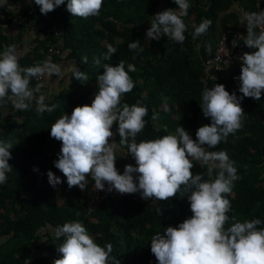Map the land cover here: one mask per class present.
<instances>
[{
    "label": "trees",
    "instance_id": "obj_1",
    "mask_svg": "<svg viewBox=\"0 0 264 264\" xmlns=\"http://www.w3.org/2000/svg\"><path fill=\"white\" fill-rule=\"evenodd\" d=\"M235 1L240 2L241 14L231 11ZM67 2L47 15L40 13L34 0H7L0 7V20L6 24L18 16H31L30 23L18 31L0 26V53L14 45L23 68L50 69L69 63L74 71L77 68L88 76L87 81H77L72 74L66 87L51 94L45 93L39 76L31 78L29 87L34 97L43 95L45 104L55 105L52 112L37 113L36 99L26 101L30 104L27 110L17 109L9 97L0 100V140L11 141L13 146L8 161L13 171L0 185V264H53L62 258L58 249L64 239L56 237V229L76 221L85 226L98 245L111 243V255L120 264H158L150 250L151 238L191 218L187 198L141 204L133 199V194L123 196L113 191L90 211L87 195L94 181L86 176L84 191L68 188L66 177L54 167L61 142L50 136V128L64 113L71 116L75 107L90 106L99 90L96 77L102 74L103 65L115 66L123 61L125 71L128 64L135 65L136 71L129 73L135 87L122 96L121 104L131 106L140 101L148 108L144 118L147 124L137 135V143L175 135L178 126L195 140L196 131L211 124L200 107L205 88L223 84L230 94L242 96L240 82L234 79L240 75L241 64L226 75L214 68L207 72L206 61L214 57L226 30L231 32L233 50L244 45L243 38L236 41L239 46L233 43L237 36L247 35L243 14L264 11V0H189L188 16L183 17L187 26L183 45L166 36L159 40L146 38L152 17L177 8L173 0H104L100 14L87 19L73 17L67 11ZM205 18L212 21L210 28L205 35L193 39L192 25L198 26ZM29 33L34 37L27 39ZM137 40L144 50H129L128 44ZM108 44L117 51L105 59ZM245 48L247 53L256 51ZM84 57L87 63L82 62ZM37 88L39 91H35ZM241 107L246 115L241 129L235 136L230 134L227 142L208 149L226 151L242 177L234 182L227 197L231 219L226 228L246 220L264 221V93L259 101L244 98ZM110 130L119 143L118 124L114 122ZM126 155V147L116 151L115 167L120 174L125 165L136 166L135 160ZM193 164L194 175L206 173L199 161L194 160ZM48 171L64 182L53 188L48 183ZM217 172H213L212 179ZM205 179L209 177L205 175Z\"/></svg>",
    "mask_w": 264,
    "mask_h": 264
},
{
    "label": "clouds",
    "instance_id": "obj_2",
    "mask_svg": "<svg viewBox=\"0 0 264 264\" xmlns=\"http://www.w3.org/2000/svg\"><path fill=\"white\" fill-rule=\"evenodd\" d=\"M173 2L177 5L175 10L167 9L152 17L151 27L146 32L148 40L166 36L183 45L187 31L183 17L188 16L191 4L189 0ZM34 3L42 15H47L65 4V0H34ZM103 3L104 0H68L67 11L73 17L87 19L98 16ZM242 23L247 26V35L237 36L233 43L237 47L236 41L243 38L247 48L256 50L238 58L241 70L234 79L240 82L242 96L237 97L235 92L230 94L223 84L205 88L200 107L211 124L200 127L195 140L178 126L175 135L137 143V135L147 124L144 118L148 108L140 101L131 106L121 104L122 96L135 87L129 73L136 71L133 64H128L125 71L123 61L115 66L103 65L102 74L96 77L99 90L90 106L75 107L71 116L64 113L50 128V136L61 142L54 167L66 177L69 189L86 190V176H90L97 191H115L120 195L139 193L142 199L149 200L145 203L135 200L141 204L187 198L191 218L151 238L150 250L158 264H264V221L246 220L225 227L231 219L228 215L231 202L227 197L233 191L234 182L242 179L237 174L235 161L230 160L226 151H208L227 142L230 134L235 136L241 129L242 118L246 116L241 107L243 99L259 101L264 93V11L245 12ZM211 24L206 18L198 26L193 24L192 38L205 35ZM128 49L144 50L139 40L129 43ZM116 51L108 44L105 59H110ZM82 62L87 63V57ZM44 71L40 66L21 67L15 46H7L0 53V100L9 97L14 99L17 109L27 110L30 104L26 101L36 99L37 113L54 111L55 105L45 104L43 95L34 97L29 87L31 78ZM73 76L77 81L88 80L87 74L77 68ZM114 122L118 124L119 143L110 130ZM122 147L127 148L125 157H132L136 166L125 165L120 174L115 163L116 151ZM11 148V141L0 140V185L7 182V174L13 171L8 163ZM194 160L206 168L204 175L193 174ZM215 170L218 172L212 179ZM205 175L209 179H205ZM47 177L53 188L64 182L52 171L47 172ZM55 235L64 239L58 249L62 258L54 260L53 264H120L111 255L113 245H98L79 221L58 227Z\"/></svg>",
    "mask_w": 264,
    "mask_h": 264
},
{
    "label": "built area",
    "instance_id": "obj_3",
    "mask_svg": "<svg viewBox=\"0 0 264 264\" xmlns=\"http://www.w3.org/2000/svg\"><path fill=\"white\" fill-rule=\"evenodd\" d=\"M30 17L31 16L29 17L18 16V17L12 18L7 24L4 21L0 20V26L6 27L12 31H18L21 29L22 26H25L28 23H30L31 21ZM230 35H231L230 30H226L222 34L218 42L217 50H216L214 57L209 58L206 61V67L209 70L214 68L218 71H224L227 68L234 69L238 67V65L241 64L238 58L241 57L244 53H246L247 50L244 45H240L239 48H237L236 50H233L230 45ZM38 79H40V76L38 77ZM117 195H120V194L117 193ZM108 196H110L109 192L97 191L95 186L93 185L90 188V191L87 195L88 209L90 211L94 210L95 208H97V206L102 201V199ZM133 199L141 203H145L149 201V200L142 199L139 193L133 194Z\"/></svg>",
    "mask_w": 264,
    "mask_h": 264
},
{
    "label": "crops",
    "instance_id": "obj_4",
    "mask_svg": "<svg viewBox=\"0 0 264 264\" xmlns=\"http://www.w3.org/2000/svg\"><path fill=\"white\" fill-rule=\"evenodd\" d=\"M4 5H5V1L0 0V7ZM231 11L241 14L242 10L240 7V2L235 1L233 4V7L231 8ZM27 36H28L27 39H31L34 37V35L30 33ZM57 69H59L58 74H57ZM206 71L209 72L210 70L206 67ZM232 72H233L232 68H227L224 70V73L226 75H230ZM54 73H56L57 75H54ZM73 73H74V69L70 66L69 63L68 64L61 63L59 65H53L50 67V69H47L46 67L44 73L40 75V80L42 81L43 87L46 88L45 93L51 94L56 90H61L64 87H66L68 84L69 78L71 77Z\"/></svg>",
    "mask_w": 264,
    "mask_h": 264
}]
</instances>
